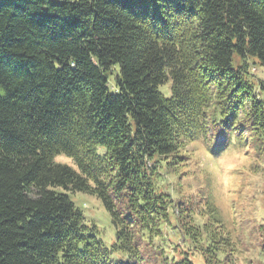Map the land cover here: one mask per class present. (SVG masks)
<instances>
[{
    "label": "trees",
    "instance_id": "16d2710c",
    "mask_svg": "<svg viewBox=\"0 0 264 264\" xmlns=\"http://www.w3.org/2000/svg\"><path fill=\"white\" fill-rule=\"evenodd\" d=\"M257 65L264 0H0V264H235L215 207L180 217L159 181L187 143L264 154Z\"/></svg>",
    "mask_w": 264,
    "mask_h": 264
},
{
    "label": "rangeland",
    "instance_id": "374dc122",
    "mask_svg": "<svg viewBox=\"0 0 264 264\" xmlns=\"http://www.w3.org/2000/svg\"><path fill=\"white\" fill-rule=\"evenodd\" d=\"M254 72L261 76L264 68L257 65ZM167 87H162L165 93ZM183 149L186 153L181 159L184 164L176 173L165 175L159 181L175 196L177 214L184 217L181 206L191 205L194 213L201 216L195 221L207 222L205 216L197 212V203L194 204L197 200L200 203L205 200L215 207L218 218L227 225L224 229L231 231L229 240L234 242L235 264H264L259 259V245L264 243V229L260 227L261 224L264 227V154L257 155L251 147L239 143L229 145L215 156L200 143H187ZM56 160L75 167L72 159L64 154L57 155ZM71 196L86 219L99 226L106 244H110L114 239V227L101 201L85 192H75ZM218 224L216 222L215 226ZM233 226L237 229L232 230Z\"/></svg>",
    "mask_w": 264,
    "mask_h": 264
}]
</instances>
